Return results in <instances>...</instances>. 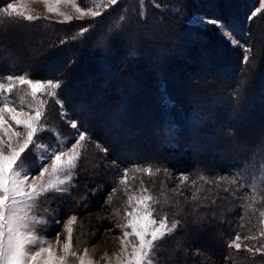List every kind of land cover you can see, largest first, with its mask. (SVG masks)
<instances>
[{
    "label": "trees",
    "instance_id": "obj_1",
    "mask_svg": "<svg viewBox=\"0 0 264 264\" xmlns=\"http://www.w3.org/2000/svg\"><path fill=\"white\" fill-rule=\"evenodd\" d=\"M10 1L0 0V8ZM260 2L118 0L100 16L70 21L0 13V76L62 81L56 98L43 97L46 130L37 142L52 146L78 135L56 99L90 137L74 179L80 189L116 186L117 168L161 170L154 177L138 174L135 181L130 173L129 183L138 188L143 180L159 200L156 212L179 221L156 251L164 264H189L190 248L229 264H264V177L253 174V165L264 162V7L255 11ZM196 14L227 25L248 51L232 45L216 25L191 23ZM84 28L89 30L78 35ZM171 121L175 150L167 145ZM174 162L189 177L172 190L164 170ZM237 171L247 177L238 180L239 190L219 179L230 180ZM121 193L119 202L126 200ZM237 234L239 251L227 247Z\"/></svg>",
    "mask_w": 264,
    "mask_h": 264
},
{
    "label": "snow or ice",
    "instance_id": "obj_2",
    "mask_svg": "<svg viewBox=\"0 0 264 264\" xmlns=\"http://www.w3.org/2000/svg\"><path fill=\"white\" fill-rule=\"evenodd\" d=\"M117 2L118 0H106L104 4L98 5L95 9L88 8L86 12L75 4L73 7L81 16L97 17L102 14L101 7L107 8ZM59 3L60 0H45L49 12H57L63 15L65 20L70 21L71 16L58 11ZM0 13L9 19L21 18L32 21L37 18L23 5L18 7L11 2L0 8ZM190 22L216 25L224 35H229L225 31L227 25L219 20L193 16ZM88 30L82 29L78 35L82 36ZM230 42L233 45L239 43L234 37L230 38ZM244 50L248 51L246 48ZM247 60L248 56L245 55L244 61ZM61 84L62 81L35 80L27 74L8 75L6 82H0V264H95L92 259L87 258L86 249L83 255L73 250V224L77 219L75 215L71 216L65 226L67 239L62 246L63 255H57L51 244L45 246L46 241L40 236V232L54 221L50 219V213L46 209L36 213L39 201L48 193H67L74 187L73 180L82 159L84 144L90 140L88 135L79 131L77 123L63 110L62 101L56 99V103L61 107V116L71 121L70 127L77 130L78 136L50 151L37 142L38 134L46 130L43 119L46 101L43 97L56 98ZM14 92L16 98L10 99ZM17 103L20 105L19 110L13 106ZM26 108L29 111H25ZM33 148L40 152L37 157L38 174L30 176L32 167L25 160V154ZM101 151L107 154L108 149L101 148ZM160 171L159 168L153 170L151 166H137L125 169L119 179V184L126 194L127 210L123 216V223L117 225L123 232L117 264H157L158 242L172 235L178 227V220L169 222L166 214L160 215L156 212L155 205L159 200L143 186V180H140V187L135 189H132L129 183L130 173L131 179L135 181L139 179L138 174L154 177ZM164 172L167 174V169ZM253 174L264 177V162L253 165ZM180 179L183 185L188 177L182 175ZM198 179L205 180L202 176ZM219 179L236 185L238 180L247 177L244 171H237L230 180L227 177ZM197 183L198 181H192L193 186ZM255 186L254 182L253 187ZM115 191L114 188L113 192ZM259 216L264 218V211L259 212ZM261 223L264 224V219ZM260 235L264 236V228H261ZM247 238L256 239L255 236ZM240 240L241 237L237 234L227 243V247L239 251L242 247ZM247 251L252 252L253 249L247 248ZM255 251L260 252L261 249L256 248Z\"/></svg>",
    "mask_w": 264,
    "mask_h": 264
},
{
    "label": "rangeland",
    "instance_id": "obj_3",
    "mask_svg": "<svg viewBox=\"0 0 264 264\" xmlns=\"http://www.w3.org/2000/svg\"><path fill=\"white\" fill-rule=\"evenodd\" d=\"M10 2L16 4L18 7L23 5L28 10V12L33 14L35 17L40 16L57 21H68L65 20V17L63 15H59L57 12H49L47 10L45 0H12ZM105 2L106 0H60V3L57 5V7L59 12H63L66 15L71 16L72 19L87 18L90 16H81L76 12L73 4L80 7L86 12L88 8L95 9L98 5L104 4ZM263 7L264 0H261L260 6L255 11H259ZM103 9L104 7H101L100 11ZM194 16H200L204 17L205 19H210L200 14H196ZM191 18H189L190 21ZM218 30L229 42L231 37H234L236 39V37L231 33V31L228 30V28H226L225 31L229 35H224L219 28ZM238 45L244 47V44L241 42H239ZM6 77L7 76H0V82H6ZM10 99L15 98L10 96ZM163 105L167 111L170 110L171 100L165 93L163 94ZM13 106L16 107L17 110H19L20 108V105L18 103L14 104ZM25 111H29V109L26 108ZM169 117L171 119V116ZM9 123H11V121H9ZM13 127H15V125H13ZM18 130L22 131V129ZM176 132V124L171 121L169 126L170 138L167 141V145L174 150L178 148V144L175 141ZM66 141L71 142L72 140L69 138H60L59 142L53 144L52 146H48L47 144L41 145L44 149L50 151L51 149L58 147L60 144H63ZM30 151V153L25 154V156H28L25 157V160L32 167V172L30 174L31 176L38 174L37 157L40 155V152L37 149H35L34 151L33 149H31ZM107 162L109 163V165H114V162H112L111 160H107ZM124 170L125 169L123 168H117V174H120L121 176H119L118 178L116 177V179H118V182L115 183L116 186H111L109 189L103 186L94 185L90 187L85 186L83 190L80 189L79 185H77L73 180L74 187H72L69 192H52L48 193L45 198H42L39 201V207L36 209V213L42 212L46 209L50 213V219L54 221L52 223H49L43 229V231L40 232L41 238L46 241L45 246L51 244L53 250L57 255H63L62 246L67 239L65 226L67 225V222L71 218V216L75 215L77 219L73 224V250L78 254L83 255L84 250L86 249L87 258L92 259L95 264H117V254L120 252V240L123 235L121 228H119L117 225L123 223V216L125 211L127 210L125 207L126 200L124 201L123 199V203L119 202L120 195L121 198L123 197V194L121 193L123 191V187L119 184V179L122 177ZM114 171H116V167ZM182 175L187 176L184 168H182L181 166H177V162H174L168 169L167 173L170 184H173L171 187L172 190H174L173 187H180V177ZM235 186L236 189L239 190L237 184ZM114 188L116 189L115 192H113ZM120 188H122V190L119 192ZM58 238L59 243H57ZM206 238L208 240L211 239V237L209 236H207ZM160 243L161 241L158 242L157 249H159L158 247ZM262 248L264 249V242L262 244ZM188 253L190 258L189 264H229L227 263L226 259H218L208 255L205 256V253H203V251L199 249L194 250L193 248H190L188 249ZM159 255L161 257L156 254L157 264H164L165 262H163L164 259H162V252H159Z\"/></svg>",
    "mask_w": 264,
    "mask_h": 264
}]
</instances>
